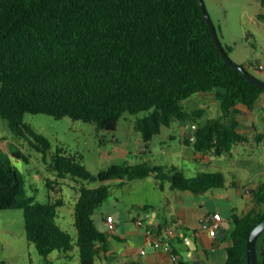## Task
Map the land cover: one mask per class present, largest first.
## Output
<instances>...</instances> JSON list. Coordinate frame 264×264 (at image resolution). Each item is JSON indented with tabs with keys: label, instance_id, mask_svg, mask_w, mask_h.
<instances>
[{
	"label": "trees",
	"instance_id": "1",
	"mask_svg": "<svg viewBox=\"0 0 264 264\" xmlns=\"http://www.w3.org/2000/svg\"><path fill=\"white\" fill-rule=\"evenodd\" d=\"M256 18L264 21V12ZM263 90L223 60L199 0H0V115L12 132L28 136L44 154L50 142L24 121L27 112L69 116L112 133L123 112L148 111L135 121L146 146L174 119L198 115L183 106L198 91L215 92L221 116L194 129L193 147L228 153L247 138L224 119L237 103L251 108ZM52 164L60 178L87 182L153 174L172 188L194 193L225 184L222 171L185 177L177 169L167 173L147 162L112 163L94 174L80 155L62 150ZM108 195L106 184L78 187L73 238L56 219L63 200L40 202L27 195L19 171L0 153V209H23L26 239L45 258L57 250L68 259L76 246L80 263L92 264L108 237L93 214ZM252 197L261 206L233 213L224 237L229 240L224 264H247L248 234L264 219V181ZM258 260L264 263V255Z\"/></svg>",
	"mask_w": 264,
	"mask_h": 264
},
{
	"label": "crops",
	"instance_id": "2",
	"mask_svg": "<svg viewBox=\"0 0 264 264\" xmlns=\"http://www.w3.org/2000/svg\"><path fill=\"white\" fill-rule=\"evenodd\" d=\"M261 5L264 6L262 2ZM245 67L249 69L250 66ZM189 97L183 106L188 111L198 110V115L174 119L177 121L173 120L167 126L173 128L171 132L162 136V127L146 146L138 131L135 136L136 150L133 151L126 147L131 144L129 140H120L115 135L116 128L111 133L112 150L107 154L118 155L119 160L113 163L159 164L165 172L171 173L174 168L185 177L203 171H222L224 186L194 193L172 188L168 180H158L153 174L132 180L112 178L97 180L93 185L86 184H106L109 188L108 197L93 214L96 225L108 237L105 248L99 251L92 264H224L225 247L229 243L224 237L232 228L233 213L261 206L253 200L252 192L264 181V137L258 136L264 132V90L251 108L237 103L234 112L224 119L227 123H235V130L247 139L235 143L230 152L219 154L197 151L193 147V131L200 124L194 119L210 113L221 116L215 92L198 91ZM189 137L191 140L188 141ZM171 140L178 141V144ZM210 212L219 213L220 228L225 229L224 237H220L219 233L212 237L207 230L199 227L200 218ZM107 215H111L115 223L113 231L107 229ZM176 217L182 218L184 223L174 236L168 238V242L178 260L173 259L169 252L148 244L145 232L146 227L161 228ZM138 219L142 221L140 226L136 225ZM225 242L227 245H224ZM257 251L261 259L264 255V234L257 241ZM45 260L49 264L50 258Z\"/></svg>",
	"mask_w": 264,
	"mask_h": 264
},
{
	"label": "rangeland",
	"instance_id": "3",
	"mask_svg": "<svg viewBox=\"0 0 264 264\" xmlns=\"http://www.w3.org/2000/svg\"><path fill=\"white\" fill-rule=\"evenodd\" d=\"M203 2L230 58L244 66L249 65L248 70L264 81V67L257 66V64L264 66V21L256 18L258 12L264 11L261 0H203ZM189 99L190 97L184 99L183 103ZM147 113L148 111L138 113L125 111L119 118L115 135L120 140L131 142L126 146L128 150H136L135 136L139 132L135 128V121ZM211 116L217 114H205L194 120L202 123ZM24 121L49 140L50 147L46 153L32 147L28 136H18L12 132L7 120L1 115L0 153L19 171L27 195L40 202L54 200L57 197L63 200L57 207L56 219L74 238L76 228L73 224V212L78 187L82 183L93 185L95 182L74 179L70 175L60 178L53 167V157L58 150L80 155L87 169L97 174L102 168L119 160L118 155L107 154L112 150L113 135L111 132L97 129L92 122L72 119L69 116L55 118L47 113L27 112ZM172 130L173 128L163 127L161 135L164 136ZM171 141L178 144L176 140ZM14 152H19L20 155L13 156ZM70 255L68 259L62 258L58 251L54 250L49 255V264H81L76 246L70 251ZM0 261L4 264H46L45 257L39 255L34 244L26 239L23 209L20 207L0 209Z\"/></svg>",
	"mask_w": 264,
	"mask_h": 264
},
{
	"label": "built area",
	"instance_id": "4",
	"mask_svg": "<svg viewBox=\"0 0 264 264\" xmlns=\"http://www.w3.org/2000/svg\"><path fill=\"white\" fill-rule=\"evenodd\" d=\"M259 68L264 67L262 64H257ZM248 192V191H247ZM142 221L138 219L136 225L140 226ZM183 219L176 217L164 224L161 228L146 227L145 232L147 234V243L155 248H160L163 251L169 252L172 258L178 260L176 253L172 251V248L168 242V238L174 236L178 230L183 226ZM107 229L113 231L115 229V223L113 222L112 216L107 215L106 217ZM199 227L205 229L212 237H216L221 227V217L217 212H210L204 215L199 220ZM143 253L144 250H141Z\"/></svg>",
	"mask_w": 264,
	"mask_h": 264
},
{
	"label": "water",
	"instance_id": "5",
	"mask_svg": "<svg viewBox=\"0 0 264 264\" xmlns=\"http://www.w3.org/2000/svg\"><path fill=\"white\" fill-rule=\"evenodd\" d=\"M199 3H200L201 10H202V12H203V14L207 20L208 25H209L211 35H212V37H213V39L217 45V48L220 51V54H221V57L223 58V60L226 63H229L230 65L235 67L245 78L256 83L258 86L264 88V81H262L261 79L256 77L244 65L239 64L237 62H234L230 58L225 47L222 45V43L219 39L217 29H216L215 25L213 24L209 14L205 8L203 0H199ZM263 231H264V219H262L258 223H256L248 234L247 245H246L247 264H259L256 243H257V239H258L259 235ZM224 235H225V229L220 228L219 236L224 237ZM224 245H227V243L225 242ZM260 264H263V263L260 262Z\"/></svg>",
	"mask_w": 264,
	"mask_h": 264
}]
</instances>
